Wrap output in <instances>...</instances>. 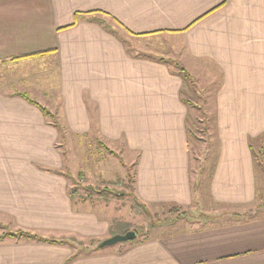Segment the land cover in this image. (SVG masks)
<instances>
[{
  "label": "crops",
  "instance_id": "obj_1",
  "mask_svg": "<svg viewBox=\"0 0 264 264\" xmlns=\"http://www.w3.org/2000/svg\"><path fill=\"white\" fill-rule=\"evenodd\" d=\"M103 12L167 48L129 52L127 36L93 19ZM39 50L50 51L18 57ZM168 57L195 77L201 61L221 76L206 182V171L193 176L187 83ZM23 93L71 134L124 138L137 154L133 200L183 211L111 230L99 208L74 205L53 116ZM259 137L264 147V0H0V236H41L0 238V264H264ZM129 230L137 236L100 246Z\"/></svg>",
  "mask_w": 264,
  "mask_h": 264
},
{
  "label": "rangeland",
  "instance_id": "obj_2",
  "mask_svg": "<svg viewBox=\"0 0 264 264\" xmlns=\"http://www.w3.org/2000/svg\"><path fill=\"white\" fill-rule=\"evenodd\" d=\"M104 18L114 32L120 36H127L124 37V42L129 52L156 57L168 46V44L161 42L157 44L155 37L151 41L146 39L143 42L136 37L132 39L131 34L125 32L115 20L106 15ZM144 46L150 48H144ZM170 55L174 57V52ZM167 59L174 70L181 72L180 67L185 64L177 65L173 58L168 57ZM195 67L198 68L197 71L199 72V74H195L196 77L189 69L183 72L187 83L183 95L191 103V112L188 116L191 130L189 145L191 152L194 153L192 154L191 169L194 171L193 176L195 178L196 172L198 173L200 166H202V170L206 171V173L203 172L202 180L206 182L208 169L212 167L211 160L206 159L205 167L204 163L201 162L208 146L211 149V147L218 145L217 135L215 137L213 135V123L215 122L216 95L220 87L221 76L217 70L214 71L210 63L197 62ZM55 110L58 111V108ZM90 113L94 121L96 118L94 109L91 108ZM60 120L67 127L61 117ZM205 121H208V126L207 123L204 124ZM261 143V137L251 140L257 159L260 162L262 160L264 165V147H261ZM57 149L60 154V160L58 159L60 162L57 165L60 167V173L65 174L69 184H71L70 188L76 196L75 200L73 199L74 205L87 208L89 211H95L96 208H99L97 213L104 216L103 218L109 223L111 230L122 229L125 225L136 227L139 230L146 224L158 223L168 217L173 218L183 211L182 209L166 207L159 210L150 209L139 200H133L131 197L133 194L132 178L135 175L137 154L127 148L124 138L119 141L103 140L98 136L97 127L84 137L83 135L71 134L67 128L65 136L61 133L59 135ZM262 171L264 173V168ZM100 206L105 209L101 210ZM184 211L188 214L196 213L197 206L193 205ZM5 229H9V227L0 224V232Z\"/></svg>",
  "mask_w": 264,
  "mask_h": 264
},
{
  "label": "trees",
  "instance_id": "obj_3",
  "mask_svg": "<svg viewBox=\"0 0 264 264\" xmlns=\"http://www.w3.org/2000/svg\"><path fill=\"white\" fill-rule=\"evenodd\" d=\"M104 13V15H108L109 13H107V12H103ZM94 20H97L101 25H103L105 28H107V29H111V26H109V24H108V22L106 21V19L104 18V17H102V16H99V17H94L93 18ZM112 19H115L116 21H118L115 17H113ZM119 22V21H118ZM48 51H50V50H39V51H35V52H32V53H28V54H24V55H21V56H18V57H29V56H32V55H42V54H44V53H46V52H48ZM164 61H166L167 62V60H164ZM169 61V60H168ZM178 65V64H177ZM180 70H181V72H185L186 71V68L185 67H183V66H181L180 67ZM183 76H184V79H185V81H186V76L183 74ZM183 93H184V91H183ZM27 100H29L30 102H32V103H34V104H37L42 110H43V112L45 113V115H47V116H53L52 115V113L46 108V107H43L41 104H39L37 101H35V100H33L27 93H23L22 94ZM185 101L186 102H188V103H190V100L189 99H185ZM206 117H207V114H206ZM53 123H55V125H56V127L58 128V130H59V132L61 133V134H64V136H65V134H66V132H67V127H66V125L65 124H63L62 123V121L60 120V118L59 117H56V116H53ZM216 119V118H215ZM214 119V120H215ZM207 123V126H208V121H205V123L204 124H206ZM214 124H216V121L213 123V128H214ZM94 125V124H93ZM95 126H97V124L95 123ZM207 126H206V128H207ZM212 128V129H213ZM187 132H188V142H189V135L191 134V130H190V125H189V118H188V120H187ZM209 147V146H208ZM189 148H190V145H189ZM202 165V164H201ZM202 166H200V169H199V171H198V173H201L202 172ZM132 182H133V178H132ZM7 235H24V236H26V237H28V238H38V239H40V235L39 234H37V233H31V232H26V231H22V230H20L19 232H16V233H12V232H7V233H5V234H3L2 236H0V238H2V237H4V236H7Z\"/></svg>",
  "mask_w": 264,
  "mask_h": 264
},
{
  "label": "water",
  "instance_id": "obj_4",
  "mask_svg": "<svg viewBox=\"0 0 264 264\" xmlns=\"http://www.w3.org/2000/svg\"><path fill=\"white\" fill-rule=\"evenodd\" d=\"M136 236H137V232L135 230H129L126 233L115 234V235L107 238L106 240H104L103 242L100 243V246L104 247V246L112 245V244H115V243L120 242V241L132 239Z\"/></svg>",
  "mask_w": 264,
  "mask_h": 264
}]
</instances>
